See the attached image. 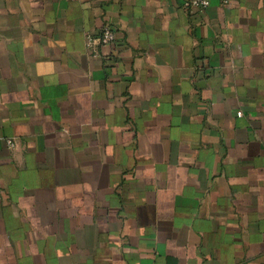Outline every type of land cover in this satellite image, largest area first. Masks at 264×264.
Segmentation results:
<instances>
[{
  "label": "crops",
  "instance_id": "crops-1",
  "mask_svg": "<svg viewBox=\"0 0 264 264\" xmlns=\"http://www.w3.org/2000/svg\"><path fill=\"white\" fill-rule=\"evenodd\" d=\"M183 3L0 0V264H264V0Z\"/></svg>",
  "mask_w": 264,
  "mask_h": 264
},
{
  "label": "built area",
  "instance_id": "built-area-1",
  "mask_svg": "<svg viewBox=\"0 0 264 264\" xmlns=\"http://www.w3.org/2000/svg\"><path fill=\"white\" fill-rule=\"evenodd\" d=\"M209 6V0H184L183 7L188 11H203ZM115 33L109 26H104L96 38L87 37V44H99L104 47L112 45L115 41ZM241 116V113H238ZM6 144L9 149H14L16 141L14 139H6Z\"/></svg>",
  "mask_w": 264,
  "mask_h": 264
}]
</instances>
